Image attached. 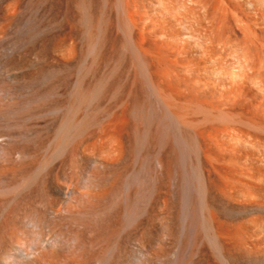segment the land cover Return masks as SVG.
<instances>
[{
  "label": "bare ground",
  "instance_id": "obj_1",
  "mask_svg": "<svg viewBox=\"0 0 264 264\" xmlns=\"http://www.w3.org/2000/svg\"><path fill=\"white\" fill-rule=\"evenodd\" d=\"M119 1L0 0V264H264V126L201 148Z\"/></svg>",
  "mask_w": 264,
  "mask_h": 264
},
{
  "label": "rangeland",
  "instance_id": "obj_2",
  "mask_svg": "<svg viewBox=\"0 0 264 264\" xmlns=\"http://www.w3.org/2000/svg\"><path fill=\"white\" fill-rule=\"evenodd\" d=\"M119 3L120 19L129 25L134 46L147 48L141 49L143 53L148 50L147 54L142 53L144 57H151L150 50L154 51L150 68L156 70L155 77H173L170 82L176 86L177 97L191 103L192 108L185 101L191 109L187 107L185 112L184 100L178 98L184 117L192 113L193 118H187L192 121L194 133H199L196 137L199 146L217 147L214 154L232 162L227 150L235 144L234 138L241 131L255 132L258 125L252 131L249 128L254 122L264 126V0H120ZM129 15L134 16L132 21ZM133 20L138 23L136 26ZM155 24L157 27L164 24L163 31L155 29ZM55 46L56 40L53 52ZM158 65L166 73L162 78ZM173 81H178L179 90ZM238 114L255 121L251 125L249 120L241 122ZM228 129L233 130L231 134ZM235 129L239 134L234 137Z\"/></svg>",
  "mask_w": 264,
  "mask_h": 264
}]
</instances>
